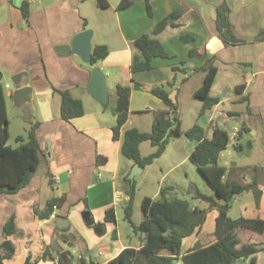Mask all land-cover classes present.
<instances>
[{
    "label": "crops",
    "instance_id": "0c3cea01",
    "mask_svg": "<svg viewBox=\"0 0 264 264\" xmlns=\"http://www.w3.org/2000/svg\"><path fill=\"white\" fill-rule=\"evenodd\" d=\"M127 1L130 2L128 7L117 9L120 0L117 3L114 0H101L106 7L98 5L97 0H0V83L4 76L11 81L13 75L26 71L34 102V108L27 115L26 108L19 110L12 101V83H1L8 121L7 144L10 147L18 145L16 142L15 146L9 144L11 121L8 109L11 105L18 116L15 117L16 123L25 132L14 136V141L16 137H24L31 124L39 123L36 139L42 151L40 164L29 183L15 194L0 193V258L12 253L10 258H3L1 264H24L28 256L38 264V260H32L31 252L40 236L50 240L39 243L36 257L44 259L49 256L51 264H81L82 260L87 264H111L123 249H138L144 243V234L140 232L137 235L136 229L131 235L140 237L138 244L127 246L122 242L115 206L124 203V212L128 201L123 181L126 175L120 180L121 184L117 181L124 131L136 128L145 132L138 125L151 129L153 120L149 113L155 114L164 109L161 101L151 93L152 88L165 89L171 102L177 106V112L185 91L196 102L190 114L193 121L190 126L184 129L182 119L178 117L182 132L198 125L209 139V127L212 126V130L214 127L220 128L217 125L220 119L224 122L236 119L240 126L234 127L231 135H237V147L243 133L249 137L254 135V117H258L261 131L264 132V41L256 40L258 32L264 30L258 22L263 17L264 9L259 7L254 11L251 5H245L246 0H225L230 8L232 31L241 40L236 45H226L215 30L217 7L223 0ZM23 3L28 8L27 20L22 16ZM250 10L255 15H248ZM171 14L174 19L170 25L153 35L156 25ZM250 17L258 23L254 29H249L245 22ZM82 30L91 31V52L95 46H106L108 49L107 56L95 65L86 64L79 56L72 52L67 54L65 50L72 38ZM143 35L160 42L167 57L152 58L150 71L134 75L131 65L134 55H139L134 42ZM206 64L217 69L210 97L217 99L218 103L200 116L203 102L194 98L193 93L203 81L205 73L200 68ZM175 67L178 69L174 71ZM92 68L104 74L107 98L112 96L116 102V86L130 87L128 118L117 140L112 139L116 117L107 115L105 111L108 100L101 105L87 93ZM190 81L193 83L186 89ZM134 84L138 87L134 88ZM240 85L244 88L237 89ZM64 90L81 100L84 109L82 116L69 121L60 118L61 100L57 91ZM225 104H230V107L225 109ZM237 105L242 108H237ZM17 118L24 122L25 128ZM186 140L182 143L184 156L180 165L189 161L195 147L194 142ZM259 146L261 159L252 169L243 172L235 167L227 172L225 168L224 180L251 187L232 198L240 200L235 214V203L232 204L231 200L228 216L233 220H264V142L259 141ZM96 156L105 157L106 162L97 163ZM39 167L41 171H38ZM93 177L96 178L95 182ZM159 191L152 199H156ZM84 197L94 229L80 221V214L85 211ZM52 199H62V202L53 207L48 218L40 219L39 214L45 211ZM191 204L199 207L196 203ZM109 210L112 211L109 217L113 221L106 220ZM217 215L215 208L208 209L202 226L183 239L178 263L183 264L181 258L184 255L217 242L213 237ZM57 216H64L68 220L69 225L64 231L55 227ZM74 219L76 230L67 236L64 232L71 230ZM10 221H13V230L6 233L4 228ZM98 224L102 225L100 234L95 232ZM108 236L114 241L113 244L107 243ZM241 236L246 241L260 244L261 250L254 261L240 260L235 264H264V232L259 234L242 230ZM5 241L10 243V252L1 245ZM20 241L22 248L17 254L14 242ZM95 249L98 251L96 257L92 258ZM86 255H90L89 258ZM42 264L50 263L44 261Z\"/></svg>",
    "mask_w": 264,
    "mask_h": 264
},
{
    "label": "trees",
    "instance_id": "16d2710c",
    "mask_svg": "<svg viewBox=\"0 0 264 264\" xmlns=\"http://www.w3.org/2000/svg\"><path fill=\"white\" fill-rule=\"evenodd\" d=\"M98 5L106 7L101 0H97ZM130 4L127 0H120L117 9H124ZM24 20L28 18V8L26 3L21 6ZM230 8L223 0L217 7V17L215 30L218 36L226 45H236L241 42L234 36L229 21ZM174 19L171 14L161 20L153 29L152 34L157 35L170 25ZM173 26V25H171ZM256 40L264 41V30H260ZM134 48L139 55H134L131 73L138 74L150 71V61L152 58H166L167 53L160 42L152 39L149 35H143L134 42ZM108 54L106 46H95L91 52L90 65H95L103 60ZM143 58V60H140ZM178 67L173 68L175 71ZM201 71H204V78L193 93V97L203 102L200 116L218 103V100L210 97V89L216 77L217 69L211 64H206ZM138 85L134 84V88ZM244 88L243 85L237 87ZM60 95V118L69 121L72 118L80 117L84 113L81 100L73 98L69 91H57ZM151 93L156 96L164 106L163 110L157 111L154 116L149 132H142L136 128L124 131L120 153L134 164L143 167L151 165L156 159L162 156L166 149V143L171 137L184 136L195 143V147L189 155V162L192 163L208 186L212 189L214 196H208L195 191L193 199L200 200L207 204V208H215L218 215L215 220L213 237L217 242L206 248L193 251L181 258L183 264H235L240 260L250 259L254 261L255 255L261 250V245L244 240L241 236L242 230H249L256 233L264 232V220L260 219H231L228 216L230 203L235 195L249 190L247 185H239L234 182L224 180L225 167L218 164L220 154L225 151L230 143L229 135L226 131L214 127L211 138H206L203 128L193 125L190 129L182 132L180 129L177 106L169 99L168 92L161 87H154ZM116 106L113 115L116 117V125L112 128V139L117 140L119 131L124 126L128 118V105L130 87L116 86ZM39 123L31 124L26 135L16 137V147H10L8 142V121L6 112L5 93L0 83V193L15 194L25 187L36 172L41 157V149L36 139V129ZM166 140H163L167 130L175 125ZM241 134V132L239 133ZM147 142L153 151L142 157L140 155V144ZM237 147V145L235 146ZM239 146L237 147V149ZM97 163H105L106 158L96 156ZM123 178L124 183L129 187L124 189L128 196L127 204L124 208V220L132 225V214L134 204V182ZM174 188L172 186L162 187L159 191L160 198L152 199L144 197L141 202L142 219L138 226L144 234L145 241L138 248L123 249L112 261L111 264H177L180 256L182 241L192 235L194 231L201 227L207 214V209H201L186 200L178 198H167ZM62 199H52L48 202L44 212L39 214L40 219L48 218L53 207L60 204ZM112 211L106 212V220L113 221L109 217ZM108 216V217H107ZM13 230V221L6 224L4 231L9 233ZM12 253H7L4 257L10 258ZM24 264H35L28 256ZM81 264H87L81 261Z\"/></svg>",
    "mask_w": 264,
    "mask_h": 264
},
{
    "label": "rangeland",
    "instance_id": "374dc122",
    "mask_svg": "<svg viewBox=\"0 0 264 264\" xmlns=\"http://www.w3.org/2000/svg\"><path fill=\"white\" fill-rule=\"evenodd\" d=\"M119 0H114L115 3H117ZM245 5L249 7L251 5L256 11L259 7L261 9H264V0H246ZM117 7V5H116ZM260 12V11H259ZM255 15V12L251 11L248 13V15ZM263 17L258 21L260 23V26L264 28V14ZM249 25V29L255 28V24L257 21L253 18H248L245 21ZM258 24V23H257ZM5 78V79H4ZM1 83L4 84L10 83V80L6 79V76H4ZM193 82L190 81L186 84V89L192 84ZM165 88V87H164ZM198 101V100H196ZM196 102L193 101L192 98H190V95L184 92V95L182 97V103L179 107L178 111V117L182 119V126L183 128H187V126H190L192 124V119L190 117L191 111L194 108ZM200 103V102H197ZM116 102L114 98L111 96L108 98V104L105 106V111L107 115L112 116L113 111L115 109ZM230 104H225V109L229 108ZM242 106L237 105V108ZM201 111V110H200ZM155 114L150 112L149 117L151 120L154 121ZM8 117L11 121L10 125V139L9 144L12 146H15L14 136L17 134H25L22 129H20V125L16 123L15 117L17 116L16 111L12 108L11 105H9L8 109ZM18 120L20 118H17ZM17 120V121H18ZM20 123H22L23 127L25 128L24 122L22 120ZM217 125L222 128L223 130H226L230 136L232 133V130L234 127H239L238 121L236 119H228L227 122L218 121ZM252 125L254 128V135L252 137H249L246 133H243L241 139L239 140L240 145L239 148H234L230 143L226 147L225 151L222 152V154L219 157L218 164L225 167L227 169V172H229L231 169L237 167L243 172H246L253 168V166L258 165L261 159V148L259 146V141L264 142V132L261 131V124L258 119V117H254L252 119ZM139 128H141L143 131L147 132L150 130L149 126L146 125H138ZM212 126L209 127L207 131V136H211ZM184 141H187L184 136H181V138L171 137L168 139L166 143V152L163 154V156L156 159L151 165H148L146 169L134 176L133 182H134V204H133V216H132V226H130L125 220H124V212H123V205L115 206L116 215H117V222L119 224V230L121 232L122 242L126 244L127 246H134L138 244L139 238L138 236L132 237L133 230L136 229L137 235L140 232L138 229V226L142 219V212H141V202L144 197L152 198L158 189H161L165 186H172L174 190L167 195V198H178L182 200H186L190 203H196L200 208L207 209L208 206L205 202H202L197 199H193V196L195 195V191H199L202 194L205 195H212L213 191L208 186L206 181L203 179V177L200 175V173L197 171L196 167L190 163L189 161L185 162L183 165H180L179 162L183 158L182 153V143ZM153 149L150 147V145L145 142L141 145V156L145 157L149 155ZM121 163L118 171V183H122V178L124 175H127V173L130 174V172L133 169L132 161L126 159L122 155L120 156ZM179 164V165H178ZM41 167H39L38 171H41ZM128 174V175H129ZM107 176H110L106 174ZM128 177V176H127ZM121 180V181H120ZM126 187H129V185L126 183ZM121 188L122 186L119 185ZM123 188H125L123 186ZM122 190V189H121ZM121 199H123V195L120 196ZM160 198L159 194L157 195L156 199ZM86 199V197L83 198V200ZM82 200V201H83ZM239 199L232 200V204L235 203L234 207V214L237 212L238 207L240 205ZM84 206V205H83ZM83 213V212H82ZM82 213L80 214V221L83 224L88 225L90 228H93V221H85L82 217ZM233 214V215H234ZM232 215V217H233ZM71 230H66L65 235L69 236L70 234L74 233V230H76L75 225V219L73 223L71 224ZM94 229V228H93ZM128 235V237H127ZM50 240V239H49ZM46 237L40 236L37 239V242L34 243L33 249H32V260H38V264H42L44 261L47 263H52L51 258L47 256L44 259H38L36 257V253L39 251L40 242L48 243ZM82 244H84L83 239L81 240ZM107 243L113 244L114 241L111 240V237L108 236ZM3 243H1L2 245ZM15 252L17 254H20L19 251L22 248V241L20 243L14 242ZM186 246H184L183 251L185 250ZM106 249V247H105ZM97 249L93 252V257H96ZM50 255L54 256L53 252H50ZM90 255H86V258H89ZM98 260H100L98 258ZM101 261V260H100ZM182 264V263H178ZM249 264V263H248Z\"/></svg>",
    "mask_w": 264,
    "mask_h": 264
},
{
    "label": "water",
    "instance_id": "95a60500",
    "mask_svg": "<svg viewBox=\"0 0 264 264\" xmlns=\"http://www.w3.org/2000/svg\"><path fill=\"white\" fill-rule=\"evenodd\" d=\"M90 37L91 31L82 30L77 33L71 40L70 45L65 47L67 54L72 52L73 54L79 56L81 60L90 64L91 59V51H90ZM1 78V71H0ZM11 83L14 90L11 92V98L15 105V107L19 110L26 108V113L29 115V112L34 108V102L32 98V88L29 86V74L26 71H23L19 74L13 75L11 77ZM87 93L98 103L101 105H105L107 103V87L104 74L97 68H92L90 71L89 83L87 86ZM175 125L171 126L166 134L163 137V140L168 138L170 130L175 127ZM143 166L139 164H134L132 171L128 175L127 179L133 182L134 176L141 173ZM93 181H96V178L93 177ZM84 209L82 213V217L85 221H91V214L87 210L86 199L83 200ZM69 223L66 217L57 216L55 217V227L64 231L68 227ZM102 229V225H96L95 232L100 234ZM140 234V232L138 233ZM4 250L10 252L11 247L10 243L5 241L2 244Z\"/></svg>",
    "mask_w": 264,
    "mask_h": 264
},
{
    "label": "built area",
    "instance_id": "2783aa9c",
    "mask_svg": "<svg viewBox=\"0 0 264 264\" xmlns=\"http://www.w3.org/2000/svg\"><path fill=\"white\" fill-rule=\"evenodd\" d=\"M236 138H237V135L236 134H232L231 135V138H230L231 145H233V146H236L237 145Z\"/></svg>",
    "mask_w": 264,
    "mask_h": 264
}]
</instances>
